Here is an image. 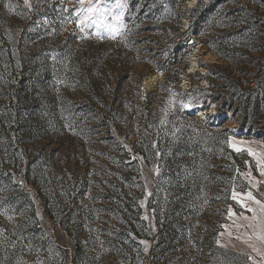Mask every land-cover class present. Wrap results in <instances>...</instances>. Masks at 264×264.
Segmentation results:
<instances>
[{
	"label": "rangeland",
	"instance_id": "obj_1",
	"mask_svg": "<svg viewBox=\"0 0 264 264\" xmlns=\"http://www.w3.org/2000/svg\"><path fill=\"white\" fill-rule=\"evenodd\" d=\"M122 2L0 0V264H264V0Z\"/></svg>",
	"mask_w": 264,
	"mask_h": 264
},
{
	"label": "snow or ice",
	"instance_id": "obj_2",
	"mask_svg": "<svg viewBox=\"0 0 264 264\" xmlns=\"http://www.w3.org/2000/svg\"><path fill=\"white\" fill-rule=\"evenodd\" d=\"M26 6L31 8L29 0H24ZM78 3L81 5L79 9H76V24L80 28V31H84L87 28L95 27L99 32L103 29L110 38H115L119 33L120 28L123 26L121 23V17L124 15L123 9L126 7V4L122 0H116L114 4L104 3L101 5V0H78ZM114 9H120L119 12H114ZM111 16V20H109ZM81 25H83L81 27ZM240 151V149H236ZM249 155H254L251 150H249ZM264 164V161H257L258 167ZM158 171V170H157ZM261 175H264V167H261ZM236 198V194L233 195V199ZM248 198L255 200L252 194L248 193ZM257 204L260 201H255ZM243 206V205H242ZM261 208L264 209V205H261ZM252 211V209H249Z\"/></svg>",
	"mask_w": 264,
	"mask_h": 264
},
{
	"label": "trees",
	"instance_id": "obj_3",
	"mask_svg": "<svg viewBox=\"0 0 264 264\" xmlns=\"http://www.w3.org/2000/svg\"><path fill=\"white\" fill-rule=\"evenodd\" d=\"M255 67L260 66V61H254ZM260 70V69H259ZM258 75L254 74V81L253 83L256 84V88L253 90L252 93L254 94H244L243 91H240L239 88L234 86L232 82L228 83L230 88H228V94L225 96L218 95L214 100H217L218 98H223L225 103L224 106L226 107V110H229L230 108L233 110V105L235 102H237L238 107L240 108L241 112H244V114H250L251 117H256V115L259 113V111H264V82H260L258 79ZM257 95L258 97H255ZM233 112V111H232Z\"/></svg>",
	"mask_w": 264,
	"mask_h": 264
},
{
	"label": "bare ground",
	"instance_id": "obj_4",
	"mask_svg": "<svg viewBox=\"0 0 264 264\" xmlns=\"http://www.w3.org/2000/svg\"><path fill=\"white\" fill-rule=\"evenodd\" d=\"M191 72H193V71H191Z\"/></svg>",
	"mask_w": 264,
	"mask_h": 264
}]
</instances>
